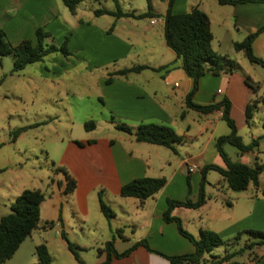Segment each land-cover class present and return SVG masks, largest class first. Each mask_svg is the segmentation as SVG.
<instances>
[{
    "label": "crops",
    "instance_id": "0c3cea01",
    "mask_svg": "<svg viewBox=\"0 0 264 264\" xmlns=\"http://www.w3.org/2000/svg\"><path fill=\"white\" fill-rule=\"evenodd\" d=\"M127 1L118 0L126 13L143 14L148 10V6L146 11L141 12L127 10L124 6ZM92 2H111L113 8H96ZM151 2L154 13L160 18L96 15L98 10L115 11L112 0H85L77 6L75 13L70 12L63 0H0V33L12 46L25 40L36 45V32L42 29L50 35L45 40L46 45H55L56 42L60 47L67 41L71 54L104 60H98L100 63L95 67L118 63L129 58L134 50L137 57L141 54L145 56L146 62L129 68L148 66L149 69L123 76L127 79L124 85L100 87L97 95L102 101V108L113 117V121L127 123L132 128L142 123L164 125L171 127L182 138L172 150L139 143L133 136L117 130L115 124L112 125L120 132L119 135L81 139L69 135L65 140L57 134V143L64 147L54 165L64 168L76 181L72 193L64 192L65 177L56 180L48 176L46 179L50 182L44 187L45 178L41 174L32 175L33 178L27 182L20 177L17 182H12L13 185L0 182V206L4 210L8 206L11 208L25 190H40L45 195L38 229L20 246L14 257L29 243L35 251V264H39L36 247L40 245L46 246L52 264L63 259L69 260L70 264H102L107 260V255L99 256L98 250L103 249L109 241H113L119 254L141 241H146L151 251L138 246L126 257H112L108 264H171L166 257L195 252V246L179 232L177 224L164 220V213L168 200H199L204 167L216 165L226 168L216 148V141L229 135L231 130L218 116L219 110L202 114L187 107L186 99L193 88V81L183 70L181 60L165 42L163 16L168 9V0ZM227 6L231 9H227ZM196 7L208 15L213 39L215 24L223 33L235 35L244 32L246 38L264 28L263 3L221 5L218 0H175L173 10L176 14H183ZM155 19L159 22L153 25ZM263 48L264 30L253 43L254 51ZM244 78L236 72L207 74L202 78L192 101L207 106L228 100L231 105L230 117L239 132L251 125L254 113L248 120V106L251 105L255 112L262 109L261 105L264 104V96L259 92L262 86L258 85L255 89ZM260 123L256 126L258 129L251 133V142L260 139L259 144L253 151L242 154L240 163L264 166V121ZM17 142L11 143L16 145ZM11 143L4 142L3 145ZM190 165H196L198 170L189 173ZM209 173L203 187V206L196 209L178 207L172 211V216L181 220L183 229L196 239L200 238L202 230L213 231L226 242L223 245L226 250L238 233L264 231V184L260 182L259 188L250 185L246 191L236 193L220 174L210 179ZM199 174L201 180L196 179ZM140 178H165L166 185L144 202L122 197V187ZM100 199L114 212L110 220L101 212ZM3 216L0 214V219ZM118 229H123V232L121 236L114 237ZM63 234L69 242L74 239L71 243L77 248L79 260L70 251ZM258 250L240 256L244 260L239 262L236 259L235 262L264 264V251Z\"/></svg>",
    "mask_w": 264,
    "mask_h": 264
},
{
    "label": "trees",
    "instance_id": "16d2710c",
    "mask_svg": "<svg viewBox=\"0 0 264 264\" xmlns=\"http://www.w3.org/2000/svg\"><path fill=\"white\" fill-rule=\"evenodd\" d=\"M85 0H63L66 7L71 13H75L77 6ZM115 3L116 10H98L96 15H110L115 18H133V19H152L160 18L161 16L154 13L151 0H146L148 10L143 14L135 12H124L118 0H112ZM166 1V0H163ZM174 1L168 0V9L163 16L164 20V35L165 42L177 57L181 60L182 68L189 78L193 81V88L186 99L187 107L202 114L214 113L224 107L223 120L229 126L231 132L227 136L219 137L216 141V148L223 158L226 168H221L216 165H208L202 169V184L200 197L197 202H192L190 199L185 201L168 200V208L164 213L166 222H175L179 232L188 238L195 246V252L189 255L166 257L171 264H225L237 256L242 255L248 250H253L256 247L264 248V231L248 230L238 233L236 238L242 235H247L249 244L241 250L233 253L226 251L225 256L218 258L215 262H210L206 256H212L215 248L226 245L223 238L209 230H202L200 238L196 239L187 233L182 226L179 218L172 216V211L178 207L196 209L203 206L205 203V194L203 187L205 185L206 174L211 171H217L227 182L228 187L236 193L244 192L250 185L256 188L260 187V175L264 170V166L255 163L253 166L246 165L240 162H233L225 153L224 145L230 144L234 146L241 154L253 151L259 144V140H254L250 144H245L242 137L238 135L236 123L230 117L231 105L228 100H222L220 103L201 106L195 104L192 100L198 91L200 82L207 74L219 73H234L235 64L229 59L220 56L213 49V34L211 31V23L208 15L199 8H194L191 12L176 14L174 12ZM221 5H237L243 3H263L264 0H218ZM264 30L261 29L256 33L250 34L243 42L235 43L234 49L237 52H244L246 58L251 62L260 65L264 68V60L254 55L253 43L258 35ZM37 44L34 45L31 41L25 40L17 46H12L8 43L3 33H0V58L13 57L14 66L13 73H19L26 69L27 66L43 62L46 57L55 53H61L64 57H70L71 53L65 41L60 47L55 45H46V38L50 37L42 29L37 30ZM148 66H135L128 69L119 70L110 75L106 80L107 84L112 83L115 76H126L131 73H140L149 69ZM166 67L162 68L165 69ZM161 70V69H154ZM3 79L0 80V85ZM247 119L250 120L253 116V107L248 106L246 111ZM116 129L131 135L139 143H147L157 146L166 147L174 150V146L182 141V138L168 126L155 123H142L137 128H132L126 124L116 123ZM96 128L95 121H90L85 124L87 131H93ZM27 128H19L12 134L13 141ZM54 172H63L66 180L65 193L70 194L76 188V181L61 167L53 165ZM166 185L165 178H140L125 184L121 189V196L124 198H136L144 202L147 199L156 195ZM264 195V190H262ZM45 200V195L40 190H25L11 205V214L3 216L0 219V264H5L12 259L20 246L38 229L40 222V208ZM100 208L104 216L110 220L114 216L113 210L100 199ZM123 229H118L114 237L121 236ZM64 239L68 242L70 251L79 260L77 248L69 242L66 235ZM144 246L149 251L150 248L146 241H141L131 249L124 253H117L114 248L113 241L105 244L103 249L98 250V255L104 253L107 255V260L102 264H108L112 257L123 258L128 256L136 247ZM36 254L39 259V264H52V257L45 245L36 247ZM237 264V263H236Z\"/></svg>",
    "mask_w": 264,
    "mask_h": 264
},
{
    "label": "rangeland",
    "instance_id": "374dc122",
    "mask_svg": "<svg viewBox=\"0 0 264 264\" xmlns=\"http://www.w3.org/2000/svg\"><path fill=\"white\" fill-rule=\"evenodd\" d=\"M91 4L96 8H113L111 2L103 4L92 2ZM124 6L127 10L135 9L137 12L147 9L146 0H129ZM228 7L227 9H231ZM140 22L141 20L138 21ZM213 31L212 46L216 53L232 61L236 66L234 73L243 75L248 85L255 89L261 85L262 89L259 92L261 96H264V68L251 63L244 52H237L234 49L235 43L246 39L244 32L228 35L223 33L216 24ZM54 44L59 45L56 42ZM136 52L134 50L129 58L103 67L94 66L104 61L102 59L87 58L77 53H72L70 57H64L61 53L52 54L43 62L29 65L19 73L12 72L14 66L12 57L0 58V80L3 79L0 85V169L2 170L0 182L13 185L20 177L27 182L33 178L32 175L40 174L45 178L42 187L50 182L46 179L48 176L63 180L64 173L54 172L53 167L54 162H58L64 147L57 143V134L60 139L65 140H68L69 135L76 139L100 138L109 134L119 135L120 132L112 124L127 123L113 121V117L107 115L102 108V101L98 99L97 94L102 85L126 83L127 79L123 76H115L112 83H105L114 72L147 61L142 54L137 57ZM254 55L264 60V48L261 51H254ZM261 106L262 109L253 112L251 125L238 132L246 144L251 142L252 131H256L258 129L256 126L264 121V104ZM90 121L96 123V129L93 131L85 129V124ZM19 128L27 129L19 135L16 139L18 142L14 145L11 143L13 142L12 134ZM4 142L11 144L3 145ZM223 149L233 162H241L242 154L234 146L226 144ZM209 174L210 179L219 176V173L214 170H211ZM196 179L201 180V175L199 174ZM260 182L264 184V171L260 175ZM11 213L9 206L5 210L0 206V214L6 216ZM71 242L73 243L74 239H71ZM248 244V236L242 235L229 243L230 248L226 250V246L217 247L212 253L215 258L207 256L206 259L215 262L218 258L224 257L226 251L237 252ZM256 249H259V252L264 251L263 247H256L240 256L254 253ZM34 255L33 246L30 243L25 244L20 254L5 264H35ZM240 256L225 264H236V259L239 262L243 261L244 258ZM56 262L70 264L67 259Z\"/></svg>",
    "mask_w": 264,
    "mask_h": 264
},
{
    "label": "built area",
    "instance_id": "2783aa9c",
    "mask_svg": "<svg viewBox=\"0 0 264 264\" xmlns=\"http://www.w3.org/2000/svg\"><path fill=\"white\" fill-rule=\"evenodd\" d=\"M158 22L159 21L155 19V20L152 21V24L154 25V24H156ZM218 116L220 118H223L224 117V107L220 108V110L218 111ZM197 170H198V167L196 165H190V166H188V172L189 173H194Z\"/></svg>",
    "mask_w": 264,
    "mask_h": 264
}]
</instances>
